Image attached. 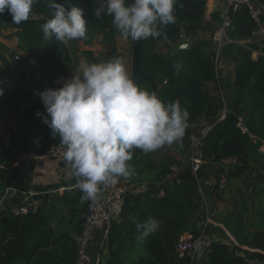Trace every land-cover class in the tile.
<instances>
[{
  "label": "trees",
  "instance_id": "16d2710c",
  "mask_svg": "<svg viewBox=\"0 0 264 264\" xmlns=\"http://www.w3.org/2000/svg\"><path fill=\"white\" fill-rule=\"evenodd\" d=\"M249 1L264 7V0ZM55 2L68 10L77 7L83 11L86 38L67 45L44 40L41 25L51 18L46 0H38L29 19L20 24L13 22L8 10L0 14V31L12 32L5 40H17V50L38 65V69L30 67L0 45V76L9 79L0 98V113L13 110L20 125L16 142L13 135L9 141L11 145L0 134V195L7 189L62 190L28 206L25 215L16 216L8 209L0 211V264H76L77 240L85 225L86 200L81 199L83 194L75 186V177L35 187L23 181L14 166L17 154L41 153L60 144L59 136L53 137L36 115L39 112L47 116L36 92L54 89V81L73 74L81 57L96 60L91 50L81 47L98 42L113 55L114 38L121 36L112 25V17L94 16L93 10L98 7L95 0ZM205 8L206 0H179L174 23L162 26L160 37L127 39L130 74L135 82L155 91L165 103L179 100L181 108L189 113L183 137L173 143L185 162L180 163L179 156L169 152L166 145L152 153L132 150L130 175L119 178L139 188L144 184L148 187L126 195L122 212L111 224L102 246L106 250L104 264H191V257L180 256L176 246L183 236L197 237L203 230L208 233L209 224L204 228L203 219L207 188L227 194L231 203L221 218L227 232L221 231L225 241L212 242L203 255V264H264V164L259 150L264 141V56L251 57L250 49L260 48L252 35L255 23L247 7L239 5L230 15L231 26L226 34L246 47L238 43L224 47L222 62L233 66L232 86L224 91L221 68H216L213 60L214 45L210 39H196L199 32L214 30L213 22L206 20ZM180 40L190 43V48L168 59L170 46ZM161 44L166 46L165 53L159 50ZM163 80L166 85L161 86ZM193 127L199 128L194 132ZM204 127L209 129L202 140V164L195 176L188 162L189 137ZM226 158H235L237 163L225 167L221 164ZM172 167L178 171L172 172ZM212 169L216 170L214 180L224 174L225 191L205 185ZM5 201L7 207L17 206L21 198L7 194ZM149 218L159 221L160 228L144 237L136 223Z\"/></svg>",
  "mask_w": 264,
  "mask_h": 264
},
{
  "label": "clouds",
  "instance_id": "9594fccd",
  "mask_svg": "<svg viewBox=\"0 0 264 264\" xmlns=\"http://www.w3.org/2000/svg\"><path fill=\"white\" fill-rule=\"evenodd\" d=\"M38 0H0V14L8 10L15 24L27 21ZM93 14L112 17V25L132 41L162 35V26L175 21L179 0H95ZM51 18L41 25L43 38L67 45L86 38L87 22L77 7L66 9L46 0ZM179 71L180 65H176ZM2 94V93H0ZM36 94L47 116L42 118L53 137L59 136L63 158L76 178L82 200H95L100 187L130 175L132 150L145 153L178 142L184 135L189 113L179 100L163 102L155 91L139 86L120 58L81 62L58 89ZM50 117V119H49ZM134 219V218H133ZM160 222L149 218L136 223L144 237L154 234Z\"/></svg>",
  "mask_w": 264,
  "mask_h": 264
},
{
  "label": "built area",
  "instance_id": "2783aa9c",
  "mask_svg": "<svg viewBox=\"0 0 264 264\" xmlns=\"http://www.w3.org/2000/svg\"><path fill=\"white\" fill-rule=\"evenodd\" d=\"M239 5L247 7L251 19L255 23V29L252 33L253 37L259 43V49H250L251 57L256 59L259 55L264 56V7L260 4L253 3L249 0H225V8L222 20L217 23L209 39L214 45V64L219 67L222 64L223 49L225 46L235 44V42L227 37L226 31L231 26L230 15L237 9ZM246 47L243 43H238ZM9 83L8 77L0 76V98L4 94L5 86ZM222 118V117H221ZM208 127L202 128L197 135H191L190 140V156L188 162L192 169V172L196 173L202 164L200 159V147L203 137L208 131ZM2 139L4 142L9 143L12 134L10 131L3 133ZM260 152L262 154V161L264 164V141L260 146ZM23 159L37 161L43 158H49L57 161L59 164H63L68 168L69 175H71V169L68 163L63 158V147L54 145L42 151L41 153H35L33 151H27L23 153ZM180 163H184L182 157L177 159ZM237 163L235 158H226L222 161L223 166H233ZM172 172H177V167L171 168ZM196 176V175H195ZM207 187H215L218 192H223L226 189V179L224 174L221 175L219 180L209 179L205 182ZM133 185L125 179L117 178L116 182L105 187L106 192L103 196H98L95 200H86L85 210V225L77 240L76 246V264H99L98 259H94L90 253L89 247L93 239L95 232H101L102 242L104 243L111 224L117 220L122 212L124 199L127 194L134 191ZM15 189H10L3 196L0 197V211L8 209L12 214L16 216L25 215L28 211V206L31 205V197L35 194L32 191H28L21 199V203L17 206L7 207L5 196L7 194L13 195ZM204 209V228L209 224V212ZM102 243V244H103ZM212 241L203 232L197 237L186 235L180 238L177 243L176 250L180 256L188 255L192 259L193 264L195 261L203 257L205 252L210 248ZM250 264H260L258 261H250Z\"/></svg>",
  "mask_w": 264,
  "mask_h": 264
},
{
  "label": "crops",
  "instance_id": "0c3cea01",
  "mask_svg": "<svg viewBox=\"0 0 264 264\" xmlns=\"http://www.w3.org/2000/svg\"><path fill=\"white\" fill-rule=\"evenodd\" d=\"M224 8H225V0H206V20L208 22H213V27H216L217 23H219L224 14ZM2 34L9 35L12 32L7 30H1ZM212 32L210 31H203L199 32L196 36V39H209ZM1 38V37H0ZM2 39V38H1ZM115 54L112 56L114 58H120L122 63L125 65L127 71L130 73V66H131V60H130V46L129 42L124 39L121 36H115ZM1 44H3L5 47L9 49V53L11 54H17L14 57H19L21 60H24L26 64H28L30 67L34 69H38V65L36 62L29 60L27 57V54L20 53L17 50V40H1ZM94 47H102L101 50H105L106 48L104 46H100L98 42H96ZM92 46V47H93ZM90 50V49H89ZM93 48H91V51L93 52ZM97 56V55H96ZM94 56V57H96ZM125 60V61H123ZM13 66H15V63H13ZM221 68V79H222V85L224 91H227L232 86V79H233V66H231L228 63L222 62L220 65ZM73 74L67 76L66 78H60L54 81V89H58L62 86L63 82L66 79L71 78ZM166 85V80H163L161 83V86ZM11 112V116L7 119H0V134H2V128H10V125L13 123L18 122L16 118H14L13 110L6 109L5 111L1 112L0 114H3L5 112ZM9 121V122H7ZM19 124V122H18ZM6 132V131H5ZM7 144V143H6ZM154 152V151H152ZM151 152V153H152ZM22 154L16 155V160L14 163V166L17 169V172L21 179L27 183H29L31 186L35 187H48L53 184H56L61 181H65L67 179H70L71 176L69 175L68 168L64 166L63 164L57 163V161L49 159V158H43L37 161L33 160H27L22 158ZM209 179H211L209 175ZM106 186H101L98 196H103L106 192L105 189ZM10 189H7L4 191V193L1 196H3L7 191ZM16 190V189H15ZM32 191L35 194L31 197V203L32 205H36L44 200L49 199L52 195H55L57 193H61V189L58 191H51V192H35ZM28 191L22 192L19 190H16L15 193H13V197H19L23 198L24 194ZM138 191L137 189L134 190V192ZM83 194V193H82ZM231 203V201L228 199L227 194H217L214 191L210 189H206V196H205V202H204V208L209 212V229L206 236L212 241V242H221L225 241L223 240L222 232L227 235L226 230L224 229L223 225L221 224V218L223 217L225 210L227 206ZM222 231V232H221ZM102 234L101 232H95L93 235V239L90 243V253L93 256L94 259H98L99 262L105 263L106 259V250H102L103 242H102ZM200 264H203V257L200 260ZM196 262V261H195ZM194 262V263H195ZM197 262V263H198Z\"/></svg>",
  "mask_w": 264,
  "mask_h": 264
},
{
  "label": "rangeland",
  "instance_id": "374dc122",
  "mask_svg": "<svg viewBox=\"0 0 264 264\" xmlns=\"http://www.w3.org/2000/svg\"><path fill=\"white\" fill-rule=\"evenodd\" d=\"M7 35L6 34H2V32L0 31V37L2 38V39H5V37H6ZM0 38V45H1V39ZM205 40H207V39H205ZM82 49H90L91 50V48H93L94 50H93V56H96L97 58H96V60H92V58H80L79 60H80V64H81V62H84V61H86V62H88V63H92V62H101V61H107L108 59H110V58H114L113 56H112V54L110 53V51L108 50V49H105V50H101V48L102 47H81ZM159 50H160V52H163V53H165L166 51H167V49H166V46H165V44H161V46H160V48H159ZM123 61H125V60H123ZM11 116V112H9V111H7V112H5V113H3V114H0V119H7V118H9ZM1 128V127H0ZM199 127H193V128H191V131H194V132H196L197 131V129H198ZM19 129H20V125L18 124V122H16V123H13L12 125H10V128H2L1 130H2V134L1 135H3V133L5 132V131H10L11 132V134L13 135V141H14V143L16 142V140H17V135H18V131H19ZM1 133V132H0ZM7 143V142H6ZM7 145H11V144H9V143H7ZM163 147V146H162ZM162 147H160V148H162ZM166 147L168 148V151L169 152H171V153H173L174 155H177V156H179L178 155V152L176 151V149L174 148L175 146H174V144H172V145H166ZM159 148V149H160ZM163 148H165V147H163ZM159 149H157V150H159ZM156 151V150H155ZM214 171H216L215 169H212L211 170V173H210V177H211V179L213 180L214 178H213V173H214ZM175 176H176V174H175ZM146 187H148V185L147 184H144V185H142L140 188L139 187H137V186H135V185H133V188L132 189H134V190H143V189H145ZM32 204V203H31ZM116 221V220H115ZM200 259H202V257H200ZM199 259V260H200ZM198 261H196L194 264H200V261L197 263Z\"/></svg>",
  "mask_w": 264,
  "mask_h": 264
},
{
  "label": "water",
  "instance_id": "95a60500",
  "mask_svg": "<svg viewBox=\"0 0 264 264\" xmlns=\"http://www.w3.org/2000/svg\"><path fill=\"white\" fill-rule=\"evenodd\" d=\"M190 48V43L180 40L177 44L170 46L169 53L167 54V58H171L175 56V54L180 50H186Z\"/></svg>",
  "mask_w": 264,
  "mask_h": 264
}]
</instances>
